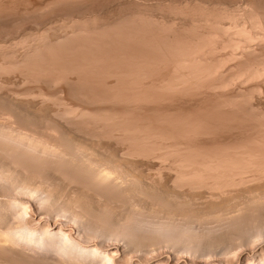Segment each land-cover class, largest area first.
Wrapping results in <instances>:
<instances>
[{
  "label": "bare ground",
  "instance_id": "bare-ground-1",
  "mask_svg": "<svg viewBox=\"0 0 264 264\" xmlns=\"http://www.w3.org/2000/svg\"><path fill=\"white\" fill-rule=\"evenodd\" d=\"M28 1L17 24H47L0 21V72L107 107L0 96V264H232L263 247L264 0Z\"/></svg>",
  "mask_w": 264,
  "mask_h": 264
},
{
  "label": "rangeland",
  "instance_id": "rangeland-1",
  "mask_svg": "<svg viewBox=\"0 0 264 264\" xmlns=\"http://www.w3.org/2000/svg\"><path fill=\"white\" fill-rule=\"evenodd\" d=\"M13 1H14V2H13ZM18 1H19V0H11V1H10V0H1V1H0V2H2V3H0V6H1V7H0V21H1V22H2V21H5V22H2L1 24H3V25H6V24L8 25V24H9L10 26H11L12 24L14 25V23L11 22V19H12L13 17H14V18L12 19L13 22H16V25H14V26H16V27H14L15 29H17V27H19V25L22 24V23L19 24V25L17 24V23L20 21V20H19L20 17L22 16V14L20 15L21 12L19 13L18 10L21 9L22 11H24L25 8H23V7H25V6L29 3V1H28V0H24L23 3H22L23 0H20V2H18ZM25 1H27V2H25ZM3 2H4L5 5L3 4ZM8 2H9V3H8ZM12 3H13V4H12ZM24 3H25L26 5H24ZM18 5H19V7H18ZM2 6H3V7H2ZM8 6H10V7H8ZM15 6H16V8H15ZM27 6H28V5H27ZM27 6H26V7H27ZM6 7H7V8H6ZM13 7H14V9H13ZM17 7H18V8H17ZM21 7H22V8H21ZM28 7H29V6H28ZM6 9H7V10H6ZM9 9H10V11H8ZM57 9H58V8H57ZM1 10H2V11H1ZM4 11H6V12H4ZM11 11H12V12H11ZM13 11H15V13H14ZM16 11H17L18 13H16ZM57 11H58V13H57ZM2 12H3V13H2ZM53 12H54V13H52V15H51V17H53V18L55 19V22H54L53 24L56 25V23H57V26H58V24H60L59 21H60V22H62V21H61L60 19H58V20L56 21V19H57V18H61V14L64 15V13L61 12V14H59L60 11H59V10H55V9L53 10ZM55 12H56V13H55ZM1 13H2V15H1ZM5 14H7V15H5ZM15 14H18V16H17V15L15 16ZM54 14L58 15V17H57L56 15L54 16ZM12 15H13V17H12ZM59 15H60V16H59ZM63 15H62V17H64ZM1 16H2V17H1ZM5 16H7V17H5ZM8 16H9V17H8ZM16 17H17V19H16ZM55 17H56V18H55ZM1 18H2L3 20H1ZM18 18H19V19H18ZM40 18H41V17H40ZM40 18H38V22H34V21L32 22V21H31V22L33 23V27L35 26V27H34L35 29H34L32 26H30V25H31V23H29L30 21H29V22H28V21H27V22L25 21L26 24H28V23L30 24V25L28 24L29 26H26V25L24 24L28 29H27L26 27H25V28L22 27V25H21V26L19 27V28H21V29L18 28L16 31H15V29H14V32L18 33V31H19V32H21L22 34H24V33H27L29 30H30V31L37 30L39 26H41L40 28L44 27L45 24H47V23L42 24V22H43L42 20L45 21V18L42 19V20H41ZM4 19H5V20H4ZM15 19L18 20V21H16ZM61 19H62V18H61ZM14 20H15V21H14ZM47 21H48V19H47ZM47 21H45V22H47ZM8 22H9V23H8ZM20 22H22V20H21ZM23 23H24V22H23ZM40 23H41L42 25H40ZM1 24H0V25H1ZM48 24H49V23H48ZM17 25H18V26H17ZM43 25H44V26H43ZM37 26H38V27H37ZM4 27H5V26H4ZM4 27H3V29H2V27H0V29L4 31V29H5L6 27L8 28V26H6L5 28H4ZM31 27H32V28H31ZM36 27H37V29H36ZM11 28H13V27H11ZM30 28H31L32 30H31ZM56 28H57V30H59V26L56 27ZM8 29H9V28H8ZM26 29H27V30H26ZM6 30H7V29H6ZM25 30H26V32H23V31H25ZM15 35H17V34H15ZM18 35H20V33H19ZM1 42H2V43H5V44L8 43V42H6V41H5V42H4V41H1ZM1 42H0V45H1ZM9 43H10V42H9ZM6 45H8V44H6ZM9 49H11V48H9ZM9 49H8V50H9ZM8 50H7V51H8ZM12 50H13V49H12ZM12 50H11V51H12ZM11 51H10V52H11ZM1 52H2V51H1ZM1 52H0V55H1V54L3 55V52H2V53H1ZM8 52H9V51H8ZM10 52H9V53H10ZM5 54H6L7 56H9V57H7V56H5V57L0 56V57H1V58H0V62H1V63H2V61L4 62V60H5L6 57H7V58H6V59H7L6 61H10V60H11V56H10V54H9V55H8V53H5ZM2 57H3V59H2ZM8 58H9V60H8ZM1 63H0V64H1ZM2 72H3V71L0 72V73H1V75H0V81L2 82V84H1V82H0V85H2V86H0V90H1V91H0V96H2V97H4V96L6 95V93H7L6 90H9V91H11V92L13 91L12 93H14V92L20 93V91L22 92L23 90L26 91V90L34 89L35 91H39L40 88H41V89L44 88V89H45L44 91H45V92H48L49 95H50V94L52 95V94L55 93V95H57L58 97H61V95H62V97H63V96H64V97L66 96V98L63 97V99H64L66 102H69V101H70V102H69V105L72 104V106H73V105H75V106L78 105V107H80V106H82V107H86L85 105H87L88 107L91 106V108H93V107L96 108L97 106H98L99 108H101V107H105V106L107 107L106 104H102V103H100V104H98V103H97V104L94 103V104H96V105L94 106L93 103H91V104H93V105H91V104H90L89 102H87V101H83V102H81L80 100H78V99L75 98V97H74V99H72V98H73L72 95H71L69 92H68V93H69V95H68V93H67V91H66V90H68V89L66 88V86H68V84H67L65 81H62V83H61L62 85H61V84H60V85H59V84H57V85H56V84H55V85H54V84H48V85H50V87H48V85L45 84V83H44V84H41L42 82H39V83H38V81H35V82H34V81L30 80V79H27V80L25 81L24 76H22L23 73H22V75H21V73H19L20 71H18V72L13 71V73H12L11 71H10V73H9V71H4V72H3V75H2ZM7 72H8V73H7ZM8 74H9V75L11 74V75L8 76ZM15 74H16V75H15ZM19 74H20V75H19ZM4 75H5V76H4ZM2 76H3V77H2ZM72 76H73V77L75 76V77H74L75 79L72 78ZM72 76H71L70 78H72L73 81H74V80L76 81V80H77V79H76V78H77V74L75 73V74L72 75ZM1 77H2L3 81L1 80ZM18 77H19V78H18ZM20 77H21V78H20ZM16 78H18V80L15 81ZM25 78H26V77H25ZM113 78H114V77H110L109 80H108V78H107L108 81H107V80H106V81H107V82H110V83H111V81L114 82V81H115V80H114L115 78H114V79H113ZM8 79H9V80H8ZM22 79H24L25 83L27 82L28 84H27V83H26V84L23 83ZM104 79H105V78H104ZM13 80H14V81H13ZM28 80H29L31 83H29ZM92 80H93V79L91 78V81H92ZM101 80H102V79H101ZM17 81H18V82H17ZM73 81H72V82H73ZM104 81H105V80H104ZM15 82L18 84V86H17V84H16ZM32 82H33V83H32ZM36 82H37V83H36ZM63 82H65V83H63ZM72 82H71V83H72ZM3 83H4V84H3ZM19 83H20V84L23 83V84L20 85ZM34 83H35V84H34ZM92 83H93L92 86H91V85H90V86L93 87V88H95V85L98 84V83H94L93 81H92ZM5 84H7V86H4V87H3V85H5ZM9 84H10V86H9ZM11 84H13V85L15 84V85L12 87ZM30 84H31L32 86H31ZM65 84H66V85H65ZM94 84H95V85H94ZM19 85L22 86V87H20ZM24 85H25V86H24ZM41 85H42V86H41ZM46 85H47V86H46ZM51 85L56 86V88H55L54 86L52 87ZM64 85H65V87H64ZM96 86H102V84H101V85L98 84V85H96ZM29 87H30V88H29ZM32 87H33V88H32ZM38 87H39V88H38ZM46 87H47V88H46ZM68 87H69V86H68ZM2 88H3V89H2ZM4 88H5V89H4ZM17 88H18V89H17ZM53 88H54V89H53ZM64 88H65L66 90H65ZM75 88H77V87L75 86L73 89H75ZM96 88H97V87H96ZM102 88H103V86L100 87V88H98V89H102ZM25 89H26V90H25ZM37 89H39V90H37ZM48 89H49V90H48ZM4 90H5V91H4ZM34 90H32V91H34ZM56 90H57V91H56ZM62 90H63V91H62ZM2 91L5 92V94H4ZM55 91H56V92H55ZM61 91H62V92H61ZM1 92H2V93H1ZM59 92H61L62 94H60ZM12 93L8 92V94H12ZM36 93H37V92H36ZM56 93H57V94H56ZM63 93H64V94H63ZM3 94H4V95H3ZM58 94H60V95H58ZM7 96H9V95H7ZM68 96H70V97H72V98H70V97H68ZM62 97H61V98H62ZM20 98H22V96H21ZM26 98H27V97H26ZM26 98L23 99V101H25V102L23 103V101H22V102H21L22 104H25V103H26V104H28V103H29V104H39V102H40V101H39V102H36V103H35V102H31V99H29V101L27 100V101H28V102H27V101L25 100ZM38 100H41V101H42L41 98H40V99L38 98ZM7 101H8V100H7ZM7 101H6V103H7ZM74 101H75V102H74ZM76 101H77V102H76ZM51 102H52V101H50L49 103H51ZM84 102H85V104H84ZM8 103H9V102H8ZM49 103H48V101H47L46 104H45V102L40 103V104H44V106H49V105H51L52 108H53V107L55 108V106H57V105L59 104V103H56L57 105H54L53 102H52V104L54 105V106H53L52 104H49ZM78 103H79V104H78ZM81 103H82V104H81ZM59 105L61 106L62 104H59ZM83 105H84V106H83ZM100 105H101V107H100ZM111 105H114V104H108V107L111 106ZM115 105L118 106V104H115ZM92 106H93V107H92ZM117 106H116V107H117ZM62 107H63V106H62ZM144 110H146V111H144ZM147 110H149V109H145V108H144V109H142V111H141L140 113H143V114H144V112H146V113L150 112V111H147ZM143 114H141V115H143ZM149 114H151V113H149ZM140 164H141V163L138 164L139 166H138L137 164H136L135 166H138L137 168H142L143 171L146 169L144 172H147V171H149V170H150V172L152 171V172H153V177H155V178L157 177V178H156V179H157L156 181L159 180V178H158V173H157L158 170H157L155 167H150L149 165H147L148 167H150V169H147L148 167H146V168H145V167H140L141 165H143V164H141V165H140ZM143 166H144V165H143ZM151 166H152V165H151ZM153 166H154V165H153ZM152 168H153V169L155 168L157 171L154 172ZM155 169H154V170H155ZM165 170H167V169H165ZM165 170H164V171H165ZM150 172H149V173H150ZM152 172L150 173V175L152 174ZM169 172H170V171H169ZM169 172H168V171H165V172H163V173H165V175H167V173H168V175H169V174H171V173H169ZM155 173H156L157 175H154ZM151 176H152V175H151ZM166 178H167V177H165V179H166ZM168 178H169V177H168ZM165 179H164V182L167 183V181H166L167 179H166V180H165ZM159 181H161V180H159ZM254 244H255V246L252 247L251 250H245V252H243L244 249H243V248H239L241 251H240V250H237V251H238L237 254H236V251H235V253H234L235 255L233 254V256L230 257V260L232 261V264H247L248 261H250L249 258L251 257L252 253L255 254V251H256V254H255V256H254L255 259H256V258H257V259H262V258H264V248H263L264 246L261 247V245H260V244H257V242H255ZM256 244L258 245L257 248H256ZM253 248H254V250H253ZM258 248H259V249H258ZM260 249H261V250H260ZM250 251H253V252L251 253ZM242 252H243V253H242ZM249 252H250L251 254H250V255H249V254L246 255V253H249ZM239 253H240V254H239ZM244 253H245V254H244ZM243 254H244V255H243ZM120 255H122V254L120 253V254H117V256L115 255V257L118 258V259H117V258H116V259L118 260V262H119L120 264H128V263L130 262V261L128 260V258H125V259H124V258H122V256H120ZM231 255H232V254H231ZM239 255H240V256H239ZM170 256H171L170 259L167 258L165 255L160 256V257L158 256L157 258H156V256H155V258H153L152 261L154 260V262L159 263V264H191V260H189V259H187V258H185V257L180 258V259H177V258H175V256H174L173 254H170ZM242 256H243V257H242ZM239 257H240V258H239ZM122 259H123V260H122ZM135 259H137V258H135ZM157 259H159V260H157ZM257 259H256V260H257ZM155 260H156V261H155ZM171 260H172V261H171ZM126 261H127V262H126ZM245 262H246V263H245ZM132 263H133V262H130V264H132ZM202 264H205V263H202Z\"/></svg>",
  "mask_w": 264,
  "mask_h": 264
}]
</instances>
